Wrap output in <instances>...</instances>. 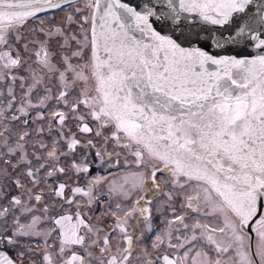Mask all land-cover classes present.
<instances>
[{
	"label": "snow or ice",
	"instance_id": "snow-or-ice-1",
	"mask_svg": "<svg viewBox=\"0 0 264 264\" xmlns=\"http://www.w3.org/2000/svg\"><path fill=\"white\" fill-rule=\"evenodd\" d=\"M0 264H264V0H0Z\"/></svg>",
	"mask_w": 264,
	"mask_h": 264
},
{
	"label": "flooded vegetation",
	"instance_id": "flooded-vegetation-1",
	"mask_svg": "<svg viewBox=\"0 0 264 264\" xmlns=\"http://www.w3.org/2000/svg\"><path fill=\"white\" fill-rule=\"evenodd\" d=\"M30 23H34V22H30Z\"/></svg>",
	"mask_w": 264,
	"mask_h": 264
}]
</instances>
